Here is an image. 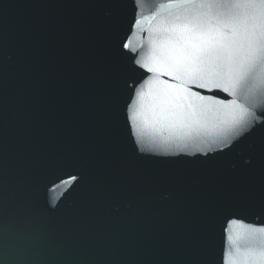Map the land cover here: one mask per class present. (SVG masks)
Segmentation results:
<instances>
[{
	"label": "water",
	"instance_id": "water-1",
	"mask_svg": "<svg viewBox=\"0 0 264 264\" xmlns=\"http://www.w3.org/2000/svg\"><path fill=\"white\" fill-rule=\"evenodd\" d=\"M178 3L139 0L133 30L131 0H0V153L24 209L8 224L38 240L6 245L8 264H224L226 240L231 252L246 229L264 235V124L228 147L212 142L210 102L191 129L189 107L169 103H202L177 94L165 29L178 9L160 6ZM125 38L153 71L131 62ZM141 73L140 117L183 151L137 149L126 103ZM69 174L80 179L59 182Z\"/></svg>",
	"mask_w": 264,
	"mask_h": 264
},
{
	"label": "snow or ice",
	"instance_id": "snow-or-ice-1",
	"mask_svg": "<svg viewBox=\"0 0 264 264\" xmlns=\"http://www.w3.org/2000/svg\"><path fill=\"white\" fill-rule=\"evenodd\" d=\"M133 4L132 29L140 23L139 0ZM161 8H176L178 12L165 29L172 33L177 42L173 66L184 77L176 87L195 97L193 101L179 99L170 101L172 106L181 103L190 109L191 119L187 127H205L197 123V117L203 116L204 105H213L216 118L211 125L210 134L213 143H222L228 147L236 140L251 133L258 125L264 124V0H222V2L196 3L194 0H181V3L161 5ZM122 47L128 49L131 62L139 69H148L131 41L125 38ZM141 73L140 78L131 79L126 103L127 120L132 128L137 149L145 155L169 153L188 147L176 141L162 139L159 131L140 117L137 105L144 95L143 87L150 84ZM179 79V77H178ZM212 91L222 89L233 99L228 103L213 101L210 96H202L190 89ZM223 150V149H221ZM197 151L207 152L197 146ZM80 177L69 174L59 182L72 186ZM10 194L8 172L3 153H0V264H8L5 246L25 245L32 247L37 238L12 229L8 222L23 215L24 209L13 203ZM227 231V230H226ZM264 233V229H260ZM257 229L248 228L244 234L232 241L233 250L228 251L225 243L224 264H264V235L257 236ZM37 264H44L38 261ZM71 264V262H67Z\"/></svg>",
	"mask_w": 264,
	"mask_h": 264
}]
</instances>
